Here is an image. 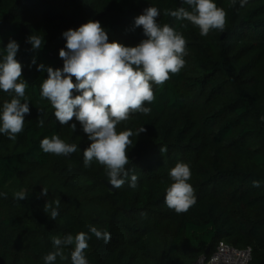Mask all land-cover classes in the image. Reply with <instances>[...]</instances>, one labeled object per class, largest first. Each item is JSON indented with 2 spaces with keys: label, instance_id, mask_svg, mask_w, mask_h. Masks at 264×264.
<instances>
[{
  "label": "trees",
  "instance_id": "1",
  "mask_svg": "<svg viewBox=\"0 0 264 264\" xmlns=\"http://www.w3.org/2000/svg\"><path fill=\"white\" fill-rule=\"evenodd\" d=\"M214 2L225 10L226 26L201 36L197 26L165 15L182 6L191 11L182 0H0V51L10 40L18 43L15 59L28 83L23 99L30 108L15 139L0 133V193L7 194L0 195V264H45L53 237L89 232L87 225L110 234L104 242L89 232L88 264H193L220 241L250 247V264H264V0L243 7L239 0L235 6L231 0ZM150 6L160 10L161 26L183 34L188 54L178 74L153 84L155 99L144 105L151 111L117 125L118 133L133 135L129 175L111 191L104 166H84L90 141L80 123L74 117L59 124L40 86L48 67L63 68L65 31L99 21L109 42L134 47L145 38L134 20ZM32 34L43 36L39 50L27 42ZM13 95L0 90V109ZM52 135L76 144L77 151L44 153L40 142ZM178 162L190 166L188 182L196 196L180 214L165 204L173 183L169 172ZM19 191L27 199L17 200ZM57 200L59 215L52 220L44 206L55 207ZM64 253L68 259L57 257L55 264H71V247Z\"/></svg>",
  "mask_w": 264,
  "mask_h": 264
},
{
  "label": "clouds",
  "instance_id": "2",
  "mask_svg": "<svg viewBox=\"0 0 264 264\" xmlns=\"http://www.w3.org/2000/svg\"><path fill=\"white\" fill-rule=\"evenodd\" d=\"M182 2L191 11L182 6L166 10L165 15L197 26L201 36H207L212 30H224L227 14L214 0ZM247 2L239 0L241 7ZM235 4L236 0H231L230 6ZM159 16L160 10L150 6L135 18L134 27H142L145 38L134 47L109 42L108 33L99 21L89 20L76 29H68L62 34L66 40L65 48L59 51L63 68L48 67V78L40 86L41 97L50 102L59 124L68 125L75 117L87 135L90 144L83 151L84 166H91L93 161L104 166L108 183L114 189L122 187L129 175L127 152L132 146L130 137L133 135L131 130L118 133L117 125L134 113L148 114L151 109L144 105L155 99L153 84L163 85L170 79V74H178L185 66L186 39L168 24L161 26ZM27 42L33 50H39L44 40L43 36L32 34ZM18 50V43L10 40L0 51L3 53L0 56V90L14 93L0 109V133L10 139H15L23 131L25 116L30 114L29 103L23 99L28 83L22 79V65L15 59ZM43 69V65L38 67V70ZM38 126H44L43 119L38 120ZM70 127L75 132L76 124ZM145 130L142 127L136 134ZM40 147L44 153L57 156H68L77 151L76 144L66 143L59 135L43 138ZM169 175L173 183L166 189L165 204L177 214L187 212L196 203L195 190L188 182L191 179L190 166L178 162ZM137 180L135 174L131 175L130 187L135 188ZM253 186L259 187V182L253 181ZM41 194L47 196V189L43 188ZM0 195L7 196L6 193ZM14 196L20 201L27 199L24 191L16 192ZM58 208L59 200L55 201V207L47 202L44 211L48 213L50 210V218L55 220L59 215ZM86 227L96 239L109 241L110 234L106 230L92 225ZM89 232L53 237L54 251L44 256L45 264H55L57 257L68 259L64 253L68 247H71V264H88L85 251L91 239ZM218 259L213 257L209 264H215Z\"/></svg>",
  "mask_w": 264,
  "mask_h": 264
},
{
  "label": "built area",
  "instance_id": "3",
  "mask_svg": "<svg viewBox=\"0 0 264 264\" xmlns=\"http://www.w3.org/2000/svg\"><path fill=\"white\" fill-rule=\"evenodd\" d=\"M213 257L219 258L215 264H250L252 249L250 247L240 249L220 241L213 253L199 258L193 264H209Z\"/></svg>",
  "mask_w": 264,
  "mask_h": 264
},
{
  "label": "water",
  "instance_id": "4",
  "mask_svg": "<svg viewBox=\"0 0 264 264\" xmlns=\"http://www.w3.org/2000/svg\"><path fill=\"white\" fill-rule=\"evenodd\" d=\"M106 185L108 186V188L111 190V191H116V189L112 188L111 185L108 183V181H106ZM207 253H209V250L207 251Z\"/></svg>",
  "mask_w": 264,
  "mask_h": 264
}]
</instances>
